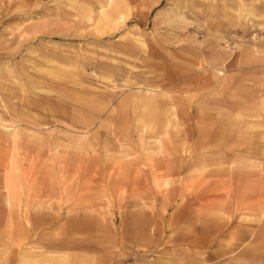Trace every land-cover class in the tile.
<instances>
[{
	"label": "rangeland",
	"instance_id": "rangeland-1",
	"mask_svg": "<svg viewBox=\"0 0 264 264\" xmlns=\"http://www.w3.org/2000/svg\"><path fill=\"white\" fill-rule=\"evenodd\" d=\"M112 6L0 0V264H264V0Z\"/></svg>",
	"mask_w": 264,
	"mask_h": 264
},
{
	"label": "bare ground",
	"instance_id": "bare-ground-1",
	"mask_svg": "<svg viewBox=\"0 0 264 264\" xmlns=\"http://www.w3.org/2000/svg\"><path fill=\"white\" fill-rule=\"evenodd\" d=\"M78 1V0H77ZM113 2H114V6H112L111 7V9L110 10H107V11H104V12H99V14L97 15V17H96V22H103V21H105V20H107L113 13H114V11H116L117 9H119V8H122L124 5H125V3L127 2V0H112ZM73 2H76V1H73ZM87 5H89V4H87ZM99 6H103V4L102 3H100L99 4ZM67 10H68V8H67ZM74 13H76V12H74ZM177 15V14H176ZM251 15H252V13H251ZM256 16V15H255ZM55 17V16H54ZM57 17V16H56ZM177 17V16H176ZM59 18V17H58ZM180 18H181V16H180ZM61 20V19H60ZM24 30V29H23ZM56 31V30H55ZM13 39H15V38H13ZM210 45H212V44H210ZM211 49V48H210ZM255 52V51H254ZM261 66V65H260ZM261 69V68H260ZM216 73H218V72H216ZM215 74V73H214ZM218 75V74H217ZM216 77V76H215ZM222 82V81H221ZM220 82V83H221ZM216 83V82H215ZM214 83V84H215ZM221 85V84H220ZM216 86V85H215ZM222 86V85H221ZM219 88H220V86H218ZM217 87V88H218ZM261 87V86H260ZM213 88V87H212ZM222 88V87H221ZM215 89V88H214ZM218 90V89H217ZM221 90V89H220ZM214 91V90H213ZM219 91V90H218ZM221 94V93H220ZM229 96V95H228ZM154 98H155V96L154 97H150L149 98V100H146V101H159V100H157V97L155 98V100H154ZM252 108V107H251ZM207 109V108H206ZM205 109V110H206ZM261 109H263V108H261ZM261 109H259L260 111H261ZM259 111V112H260ZM230 118V117H229ZM206 119V118H205ZM209 119V118H208ZM211 119V118H210ZM257 119V118H256ZM212 120V119H211ZM237 120V119H236ZM258 120V119H257ZM213 121H214V119H213ZM230 121H232V120H230ZM216 122H219V121H216ZM222 122V121H221ZM233 122V121H232ZM236 122V121H235ZM234 122V123H235ZM211 123V122H210ZM237 123V122H236ZM208 123H206V125H207ZM211 124H213V123H211ZM218 124V123H217ZM226 124V123H225ZM230 124V123H229ZM259 124V123H258ZM210 125V124H209ZM202 128V127H201ZM200 129V128H199ZM118 130L120 131V128H118ZM198 130V129H197ZM195 131V130H194ZM200 131L201 132H199L198 131V137L200 138H202V139H209V138H212L213 139V137L215 138V135L214 136H212V134H211V131H202L201 129H200ZM224 131V130H223ZM220 132V131H219ZM226 132V131H225ZM215 133H217L216 131H215ZM212 136V137H211ZM196 138V137H195ZM222 139H224V136L222 137ZM211 140V139H210ZM223 141V140H222ZM225 144V143H224ZM223 145V144H222ZM160 148V147H159ZM182 161V160H181ZM46 254V253H45ZM42 255V254H41ZM44 255V254H43ZM65 256V255H64ZM39 257H40V255H39Z\"/></svg>",
	"mask_w": 264,
	"mask_h": 264
},
{
	"label": "crops",
	"instance_id": "crops-1",
	"mask_svg": "<svg viewBox=\"0 0 264 264\" xmlns=\"http://www.w3.org/2000/svg\"><path fill=\"white\" fill-rule=\"evenodd\" d=\"M210 242H211V241L208 242V245H210ZM240 253H241V255L243 256V248L241 249V252H240Z\"/></svg>",
	"mask_w": 264,
	"mask_h": 264
}]
</instances>
